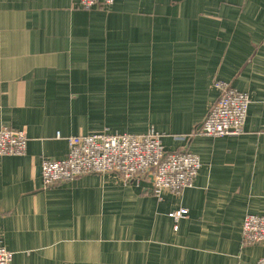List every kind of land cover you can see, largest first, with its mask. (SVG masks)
Segmentation results:
<instances>
[{
  "label": "crops",
  "instance_id": "obj_1",
  "mask_svg": "<svg viewBox=\"0 0 264 264\" xmlns=\"http://www.w3.org/2000/svg\"><path fill=\"white\" fill-rule=\"evenodd\" d=\"M219 79L245 92L237 136L193 135ZM26 152L0 155V241L10 264H256L246 214L264 215V0H0V127ZM158 132L201 167L181 194L89 173L43 187L42 158L67 138ZM184 210L180 217L173 212Z\"/></svg>",
  "mask_w": 264,
  "mask_h": 264
},
{
  "label": "built area",
  "instance_id": "obj_2",
  "mask_svg": "<svg viewBox=\"0 0 264 264\" xmlns=\"http://www.w3.org/2000/svg\"><path fill=\"white\" fill-rule=\"evenodd\" d=\"M114 0H77L78 7L108 9ZM217 97L193 135L221 137L237 136L244 130L249 105L245 92L219 79L212 81ZM27 134L24 129L0 127V155L22 156L26 152ZM67 154L54 160L42 158L40 172L43 187H50L79 176L114 174L124 182H150V193L161 198L164 193L181 194L193 185L201 167L196 154L188 150L166 151L160 134L153 129L145 133L94 132L67 138ZM184 210L173 212L175 218ZM243 245L264 243V215L246 214L241 225ZM13 253L0 241V264H10ZM256 264H264V257Z\"/></svg>",
  "mask_w": 264,
  "mask_h": 264
}]
</instances>
